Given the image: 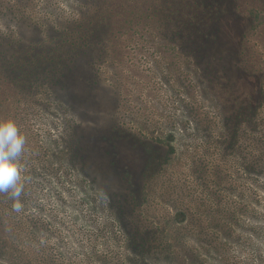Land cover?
<instances>
[{
    "label": "rangeland",
    "instance_id": "374dc122",
    "mask_svg": "<svg viewBox=\"0 0 264 264\" xmlns=\"http://www.w3.org/2000/svg\"><path fill=\"white\" fill-rule=\"evenodd\" d=\"M3 2L14 6L15 20L6 21L1 8L0 24L16 22L28 35L73 25H93L100 33L87 52L93 59L83 60L91 66L92 98L73 102L66 88L46 81L23 86L28 77L0 80V120H14L26 138L21 208L14 210L10 193H0V221L6 232L36 235L23 251L16 246L13 259L20 260L0 264H146L145 254L122 246L137 216L170 234L181 225L170 227L168 220L181 221L187 212L179 229L184 235L201 229L195 218L202 229L219 232L209 224L226 214L224 200L239 216L235 226L245 242L239 264H264V218H254L264 215V171L243 172L238 157L260 149L241 144L240 134L246 140L260 132L250 118L243 134L236 116L251 100L264 119V0ZM71 127L84 158L68 147ZM234 130L239 137L228 144ZM117 155L111 169L106 163ZM121 171L142 190L138 210L115 191L123 186ZM175 242L184 260L170 253L165 262L189 264L192 247Z\"/></svg>",
    "mask_w": 264,
    "mask_h": 264
},
{
    "label": "trees",
    "instance_id": "16d2710c",
    "mask_svg": "<svg viewBox=\"0 0 264 264\" xmlns=\"http://www.w3.org/2000/svg\"><path fill=\"white\" fill-rule=\"evenodd\" d=\"M11 5L12 4L7 2L0 4V10L3 8L2 15L6 16V21L15 18V9L13 10L14 6ZM4 25L0 24V72L3 74H0L1 81L6 82L8 79L13 80L18 77H28V80H26L27 82L23 83V86L26 85V87H28L33 85L32 83L35 84L46 81V83L51 86L59 84V86L66 88V93L73 102H78L77 100L79 99L83 100L86 95L92 98L91 93L93 92L94 83L86 74L88 69L91 68L89 63L91 58L93 59V55L87 54V52L90 51L91 46L95 45L97 36L95 37L94 35L96 34L95 32L98 34L100 33V28L92 25V27L88 26L80 29L77 28L79 26L73 25L69 28L66 27L62 33L56 32L53 35L48 34V36L42 37V35L38 34H26L16 22L11 23L8 28L6 26L4 27ZM106 27L108 26L106 25ZM100 36L104 38L105 34L102 33ZM83 60H87L89 63L87 64ZM38 63H42L43 68L40 69V74L33 72L35 68L41 67V65L38 66ZM80 70H83L82 73ZM253 106L251 100H244L236 116L238 118V123L241 124L243 129V134H245L244 132H246L247 128L246 121L251 118L252 120L255 119V132L256 134L260 132V135L258 133L259 136L257 138H248L245 140V136L243 137L241 134L240 137L238 136L237 130H234L232 134L227 133L228 144H231L234 142L235 138L239 137L241 144H253L256 148H260L251 156H247L246 154L238 156L241 159V165L244 169L246 168L245 170L242 169L243 172L248 174H252L251 169H248L249 167L256 168L254 170H257L259 173L264 171V134H261L264 119L261 111L258 112L260 105L255 108ZM241 127H237L236 129H240ZM72 129L71 141L68 147L70 151H72L71 153L74 157L77 156L79 159L84 158L83 145H81L79 141V136L75 128L71 127V130ZM102 138H104V136H102ZM116 142L117 141H115V143ZM105 146L108 148V140L104 147ZM116 157H118V155L106 163L108 167L111 168L114 162H118ZM163 161L164 159L160 162V165ZM152 162L153 161H151L150 164L148 162V164L152 165ZM117 168L124 170L119 164ZM119 174H123V177L119 179L123 186L120 187L118 184V189L115 191H117L119 195L123 194L124 198H127V204H129L128 208L131 209V211L138 210L140 207L139 205L142 203L141 200H143L142 190L134 186L130 174L127 171L118 172L117 176ZM219 177L222 178V175H219ZM115 186L117 185L115 184ZM123 203L120 201L121 205ZM224 205L226 208L224 217L221 219H216L214 217L209 224L219 227V229H216L221 230L219 232H216L209 226L208 231L202 229L204 224H202L200 220L197 221V218H195V227L201 229L195 230V233L192 235H184L179 229H182V225L185 223L184 220L187 217V212H181L184 216V219L181 221L175 216L173 217L175 222H170V220H168L170 227L171 225L174 227V225H176L174 223L176 222H179L178 225H181L177 226L178 228H172V231L175 232L170 231V234L165 233L160 228L159 224L147 221L141 215L140 217L137 216L138 220H135L133 231L130 232L125 239H122L123 249L127 253L129 250L132 254H135V252L138 254H145L148 258V261L144 262L146 264H168L165 261L169 259L170 253L184 260V257L180 255L181 253L177 252L175 249V241H179L184 244L188 243L187 245L192 247L193 259L189 261V264H239L241 261L236 259L239 253L238 248L239 245L242 246L245 243L239 241L241 234L239 231L240 229L238 230L235 226V224H237L235 221L239 220V216L231 215V210L234 209V204L231 203V201L224 200ZM237 208H242V206L239 204ZM189 218L191 219V217ZM254 218L262 219L264 215L257 212ZM254 220L258 223L256 219ZM249 223L251 229L260 228L257 224ZM5 226H7V224L0 221V261L3 263H10V260H20L18 257L13 259L15 258V252L17 253L18 251L16 250V246H21V250L23 251L24 248L22 246H25L24 242H29L28 245L33 244L36 235L30 233L19 235L15 232H6L5 229H8ZM116 239L119 240V238ZM170 241H174V243L172 244ZM249 243L253 246L252 241H249ZM27 252L32 251L27 250ZM29 260L28 258L25 259L26 262H30Z\"/></svg>",
    "mask_w": 264,
    "mask_h": 264
},
{
    "label": "clouds",
    "instance_id": "9594fccd",
    "mask_svg": "<svg viewBox=\"0 0 264 264\" xmlns=\"http://www.w3.org/2000/svg\"><path fill=\"white\" fill-rule=\"evenodd\" d=\"M25 144L26 138L14 120H0V193H10L16 211L21 208L19 198L24 190L19 159Z\"/></svg>",
    "mask_w": 264,
    "mask_h": 264
}]
</instances>
